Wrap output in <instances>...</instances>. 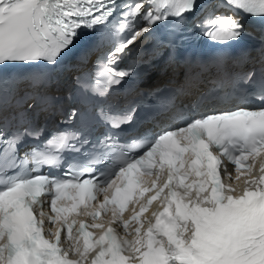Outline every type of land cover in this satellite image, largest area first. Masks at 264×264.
Returning <instances> with one entry per match:
<instances>
[{
	"label": "snow or ice",
	"instance_id": "snow-or-ice-1",
	"mask_svg": "<svg viewBox=\"0 0 264 264\" xmlns=\"http://www.w3.org/2000/svg\"><path fill=\"white\" fill-rule=\"evenodd\" d=\"M249 18L264 0H0V264H264V30L256 55L236 48ZM161 27L188 71L153 109L124 86Z\"/></svg>",
	"mask_w": 264,
	"mask_h": 264
}]
</instances>
